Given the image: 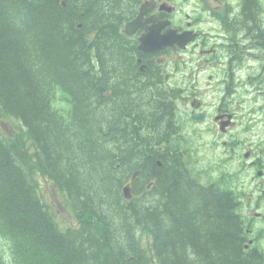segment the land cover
<instances>
[{
	"label": "trees",
	"instance_id": "1",
	"mask_svg": "<svg viewBox=\"0 0 264 264\" xmlns=\"http://www.w3.org/2000/svg\"><path fill=\"white\" fill-rule=\"evenodd\" d=\"M123 9L0 0V264H264L237 194L202 182L180 92L131 61Z\"/></svg>",
	"mask_w": 264,
	"mask_h": 264
},
{
	"label": "flooded vegetation",
	"instance_id": "2",
	"mask_svg": "<svg viewBox=\"0 0 264 264\" xmlns=\"http://www.w3.org/2000/svg\"><path fill=\"white\" fill-rule=\"evenodd\" d=\"M122 4L125 9L121 12L126 16L120 31L124 42L134 49L130 59L138 66L143 82L154 78L162 94L167 86H180L176 90L187 93L189 103L200 106L189 109V117H201V123L209 125L207 129L212 128L217 137L231 140L243 107L249 117L256 115L255 121L264 125V0H122ZM135 21L133 33H126V26ZM151 29L159 35L173 31L180 40L185 35L188 41L186 45L173 43L155 52H142L140 40ZM171 62L172 71L168 72ZM188 65L192 67L184 74ZM179 73L181 80L192 84L182 89ZM200 79L207 84L204 89L198 86ZM208 92L222 96L211 109L201 98ZM230 115L233 125L221 133L220 125L227 123ZM248 151L250 158L239 166L244 172L252 171L255 185L249 191L239 186L237 197L253 245L257 233L264 231L257 229L259 222H264V158L254 148Z\"/></svg>",
	"mask_w": 264,
	"mask_h": 264
},
{
	"label": "rangeland",
	"instance_id": "3",
	"mask_svg": "<svg viewBox=\"0 0 264 264\" xmlns=\"http://www.w3.org/2000/svg\"><path fill=\"white\" fill-rule=\"evenodd\" d=\"M191 65L186 66L187 71L185 70L184 74H187L189 72V69L191 68ZM182 74H177V80L179 81L180 85L182 88L185 87V84L189 83L186 80H181L183 77H180ZM194 84H197L196 81L193 82ZM192 84V83H191ZM190 85V84H188ZM206 82L202 81V79L199 80L198 86L201 88L206 87ZM62 96L65 97L64 99H67L68 96H65L60 89H57V95H56V100L53 101L52 106L54 109H59V108H66L61 105V100ZM201 98L205 100L208 103L209 109H211L215 104H217L220 100L219 95H214L211 94L210 92L205 93ZM66 101V100H65ZM190 106H186L183 111L182 115L184 117L186 114V111H188ZM247 108V107H246ZM245 108L243 107L238 115H239V122L238 126L232 131L231 134V140L236 141L239 139L241 143L239 145H233L235 148V152L231 151L229 148L230 146H225L224 141H226V138H221L220 136H216L213 132H210L207 130V127L209 125L203 124V123H195L193 124L194 127L197 128V130L201 131L203 133V137H200L198 139H195V154L198 156L199 154L201 155V158H199L198 165L199 169H210L211 166H217V170L215 174L217 176H220V174L225 173V172H230L233 174V180L234 184L239 185L241 188L242 186L246 187L245 191H249L255 183H252L251 177L253 176L252 171L244 172L243 171V166L242 170L239 166L240 162L242 164L244 157L243 154H245L249 149L256 148V152H262L259 144L260 142H264L263 136H264V125L256 122L257 116H252L249 117L248 111H244ZM254 124V127L251 126ZM3 127L8 128L10 132H14L15 126L14 124L7 122L2 124ZM18 126V123H17ZM250 127V130H246L247 127ZM15 133V132H14ZM187 135H193L192 129L187 128L186 129ZM232 142V141H229ZM229 154H231V157H229ZM226 156V157H225ZM223 158H227L225 161H223ZM215 176V177H217ZM257 183V181H256ZM259 184V183H257ZM263 185H264V180H263ZM231 186H233L231 184ZM51 188V185H50ZM52 190V189H51ZM50 190V191H51ZM44 191H49V187H45ZM257 195V193L255 194ZM48 196V201L55 207L56 212L59 217H61L66 223L68 221L73 222L74 224L76 223L75 219L71 216V211L68 208V206L65 204L64 200L62 197L57 196V195H50ZM256 197V196H255ZM65 224V223H62ZM264 225V224H263ZM260 249L264 250V240L260 243L259 245Z\"/></svg>",
	"mask_w": 264,
	"mask_h": 264
},
{
	"label": "water",
	"instance_id": "4",
	"mask_svg": "<svg viewBox=\"0 0 264 264\" xmlns=\"http://www.w3.org/2000/svg\"><path fill=\"white\" fill-rule=\"evenodd\" d=\"M132 26H133V24H130L127 26V29H126L127 33H129V34L132 33V31H130V28ZM181 38H182V40H180V38L177 37L173 31H170L165 35H159L157 30L152 29L151 32L149 33V35H147V37H144L141 39L142 44H141L140 49L143 51H146V52H152V51H155V50L162 48L163 45H170L173 43H177V44L182 43V45H185V43L188 41L187 38L185 37V35H183ZM195 119H201V118L195 117ZM225 125H227V124H224L222 126V130H224ZM248 156H249V154H248ZM248 156H246V157H248ZM124 193H125L126 198H130V193H129L128 187L124 188Z\"/></svg>",
	"mask_w": 264,
	"mask_h": 264
},
{
	"label": "bare ground",
	"instance_id": "5",
	"mask_svg": "<svg viewBox=\"0 0 264 264\" xmlns=\"http://www.w3.org/2000/svg\"><path fill=\"white\" fill-rule=\"evenodd\" d=\"M162 148H163V147H162ZM147 153H149V152H147ZM173 155H174V154H173ZM163 157H164V156H163ZM149 158H150V157H149ZM155 158H156V157H155ZM157 159H158V158H157ZM164 159H165V158H164ZM167 159H168V158H167ZM170 159H171V158H170ZM169 161H170V160H169ZM173 165H174V164H173ZM179 166H180V165H179ZM179 166H178V167H179ZM178 167H177V169H178ZM154 172H155V171H154ZM161 172H162V171H161ZM152 174H154V173H152ZM156 174H157V173H156ZM144 176H145V175H144ZM144 176H143V177H144ZM146 177H147V176H146ZM152 177H153V176H152ZM141 178H142V177H141ZM155 178H156V177H155ZM158 178H159V177H158ZM147 179H148V178H147ZM153 180H155V179H153ZM139 182H140V181H139ZM147 183H148V182H147ZM137 186H138V185H137ZM137 188H138V187H137ZM141 188H142V187H141ZM139 191H140V190H139ZM126 205H127V204H126Z\"/></svg>",
	"mask_w": 264,
	"mask_h": 264
}]
</instances>
